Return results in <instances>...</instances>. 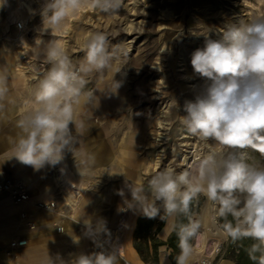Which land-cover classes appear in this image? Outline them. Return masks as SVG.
Instances as JSON below:
<instances>
[{"label": "rangeland", "instance_id": "374dc122", "mask_svg": "<svg viewBox=\"0 0 264 264\" xmlns=\"http://www.w3.org/2000/svg\"><path fill=\"white\" fill-rule=\"evenodd\" d=\"M27 3L34 6V13H29ZM9 11L23 18L27 30L24 26L15 27L18 17L10 21ZM257 16H264V0H197L196 2L194 0H122L121 7L112 13H103L84 3L60 26L41 33L42 18L36 0H5L4 6L0 8V76L5 78L7 93L12 92L15 95V111L12 113L8 111L15 118L20 119L35 107L34 92L38 81L51 67L42 54L43 49L50 42L55 41L63 48L76 66H79L84 58V44L92 33L105 34L110 51L113 46H117L111 67L102 72H93L86 77L88 83L85 91H92L97 99L95 104L75 106L76 119L83 122L84 130L74 148L83 154L88 147L93 148L100 142V145L105 150L113 152L117 159L103 167L105 174L102 176L100 167L96 168L98 172L90 173L85 168L80 173L83 167L81 158H76L73 152L67 153L62 162H66L70 169L73 188L80 190L75 194L72 192L73 188H67L54 180L48 192L45 188L48 182L31 172L34 178H37L36 187L32 184L34 189H26L28 200L25 203L15 204L12 201L14 206L21 205V207L7 217L17 220V225L31 227L36 223L35 218L50 212L47 210V207L52 206L50 197L59 195L69 198L68 204L61 208L66 221L51 223L53 228L51 231L56 233L57 238L55 240L48 238L47 241L56 248L46 253L45 260L23 262L17 257L14 264H48L49 257L57 255L67 261V264H72L71 258L74 255L81 252L91 254L98 249L83 235V222L86 216L80 214L78 210L82 193L88 195L90 200L100 191L99 189L103 188L109 192L117 186L124 189L129 199L126 180L133 185L147 188L151 176L158 171L173 168L180 172L192 165L198 156H204L209 152L219 154L226 150L214 141L204 142L188 133L182 123L185 101L194 100L196 94L194 86L203 83L193 74L191 54L197 48L204 46L205 37L217 39V34L226 23L247 22ZM45 28H48L47 24ZM21 35L27 38L28 45L20 43L18 38ZM4 45L10 47L9 54L3 50ZM37 51L41 54L37 55ZM116 81L120 86L113 94L111 91L115 90ZM5 102V99L0 100V112L7 111L3 106ZM15 130L14 121L9 117L8 120L2 119L0 175L4 176L1 179L10 177L15 179V176H22L16 174L12 177L14 174L12 163L3 154L7 148H12L17 140ZM247 151L250 154V164L264 165V156L251 149ZM16 161L15 159V165L19 168ZM87 162H91L89 154ZM113 166L121 167L120 172L125 178L118 175L111 176ZM51 168L56 169L54 172L56 174L57 167ZM15 182L21 184L20 179ZM1 194L4 193H0V196ZM119 199L121 202L110 203L104 206L102 211L108 213L109 210L119 209L123 205V198L119 196ZM194 200L195 209L191 215L193 219L201 221L202 228L199 238L191 241L192 245L199 244L209 218L212 238L216 236L221 242L224 237L223 246L228 237L219 222L217 206L203 195ZM135 210L119 211L120 217L131 220L135 215L133 222L129 220L132 226V245L137 217L143 214ZM97 218L94 217V220ZM160 220L158 217L155 218L154 224L149 227L148 221L143 219L138 234L137 242L142 247L146 244L149 246V251L145 252L149 261H152L151 244L158 240L165 241L170 234L166 237L159 234L167 220H163L158 231L155 230L156 222ZM33 238L35 237L29 240ZM77 238H79L78 243L74 242ZM212 240H208L205 250H211V245L214 243ZM20 247L23 246L7 248V251L16 252ZM221 248L217 254L219 256H216L217 258L212 262L210 260L209 264H220L225 260L233 264L232 260L223 258ZM169 252L166 245H159L156 264H160L161 258L165 259V264H172ZM0 264L3 263L0 261Z\"/></svg>", "mask_w": 264, "mask_h": 264}, {"label": "clouds", "instance_id": "9594fccd", "mask_svg": "<svg viewBox=\"0 0 264 264\" xmlns=\"http://www.w3.org/2000/svg\"><path fill=\"white\" fill-rule=\"evenodd\" d=\"M5 0H0V8ZM84 3L103 13L117 11L122 0H44L40 8L41 33L60 26ZM45 24L48 28H45ZM217 39L205 37L204 46L191 54L193 74L203 83L194 86V100L183 105L182 123L188 133L204 142L214 141L222 149L198 156L183 171L165 168L153 174L148 186L128 183L129 200L124 189L117 191L123 198L118 211L139 209L150 219H172V231L178 238L180 252L176 264H190L202 223L193 219L190 205L203 195L217 206L224 220L223 231L233 242L250 238L254 243L247 250L254 264H264V165L249 163L247 151L264 156V16L247 22L226 23ZM117 46L110 51L105 34L95 32L84 44V58L73 65L66 51L55 41L42 51L49 70L38 81L34 92L35 107L18 121L19 136L13 146L15 158L34 171L56 167L72 153L84 124L77 121L75 106L83 102L95 104L96 96L85 91L86 77L111 67ZM41 52L37 51V55ZM111 93L120 86L118 81ZM8 89L0 76V100ZM186 217L187 223L176 222ZM231 217V220H229ZM83 235L98 251L79 253L72 264H117V252L105 247L110 235L103 218L84 221ZM78 243L79 238L74 239ZM48 264H67L59 255L49 257Z\"/></svg>", "mask_w": 264, "mask_h": 264}, {"label": "crops", "instance_id": "0c3cea01", "mask_svg": "<svg viewBox=\"0 0 264 264\" xmlns=\"http://www.w3.org/2000/svg\"><path fill=\"white\" fill-rule=\"evenodd\" d=\"M4 99L6 102L3 104V106L6 107L7 111L2 110V112H0V122L2 121V119L8 120V117H9L17 125V121L19 119L15 118L9 114V113H12L15 111V106H16L15 95L12 92H8V93H6ZM8 111H9V113H8ZM19 132H20V130L16 126V130L14 131V133L16 134L15 136L17 138L19 136ZM98 143H99V145H97L93 148L91 146L88 147V150L83 152V154L76 151V150H73L74 156L76 158L77 157L81 158V160L83 162V167L81 168L80 173L83 170H85V168H87L90 171V173H91V171L98 172V170H96V168L100 167L101 170H99V171H100V174L103 176L105 174L103 167L107 163H113L115 158L117 159V156H115V154L113 152H109L108 150H105L100 145V142H98ZM3 154L6 155L8 160L12 163V168L14 170V174L12 177H14L16 174H22V176H15L14 178L16 180L17 179L23 180L22 177L26 176L31 181V183L36 187L37 178L36 177L34 178L32 173L37 174L38 177H40V178H42L48 182V185L45 187L48 190V192L52 188L51 182L53 180L57 181L53 177V174L56 171V169L53 170L51 167H48V166L41 169L40 171H34V169L31 166L23 165L22 171L19 172L18 168L16 167L15 162H14L15 158L9 159L13 154V147L7 148L3 152ZM79 154L81 156H79ZM88 154L91 155V157H92L91 162H89V163L87 162L88 161ZM64 164L66 165L67 174H68V177L70 178L69 181H70V183L73 184V182H71L72 181L71 177H70L71 175H69V174H71L69 171L70 169H69L68 165L66 164V162ZM118 165H120V164H118ZM120 166H122V165H120ZM112 169L113 170L110 173L111 176H117L118 175V176L125 178V176L122 175L120 172L121 167L113 166ZM2 176H4V175H0V179L2 178ZM64 186H66V185H64ZM70 187L71 186H69L67 188H70ZM34 188H30V190L34 189ZM120 189L121 188L117 187V186L112 188L109 192H106L105 189H103V188L99 189L100 191L98 193H96L94 195V197L91 198L90 200L88 199V195L83 194L82 193L83 191H82L81 192L82 194L80 195V200L78 203V208H79L78 210H79L80 214H84L86 216L84 218L85 221L89 220L90 218H92L94 220V217H98V218H103L107 221V228L108 229H112V228L116 227L120 218H121L119 216L120 213H119L118 209L109 210L108 213H104V211H102V210H103L104 206L106 207V206L110 205V203H113L115 201L121 202L119 199L120 195H117V191ZM69 197H71V196H69ZM130 198H131V196H129V199ZM50 200H54L57 203V206H55L54 211L48 212L47 214H45L43 216L35 218L36 223L34 224L33 228L17 225V220L10 218V217H7L11 214H14L18 209H20L21 205L19 207H16L13 204H11L10 208L6 209V210H3L0 207V233L5 232V231L9 232V233L12 232L15 234H13L11 238L25 237L27 239V244L25 246L18 248L16 252L13 251V253H12L13 262L11 264L15 263V261L17 260V257L21 258V260L23 262H33V261L45 260L44 257H46V253H48V251L51 252L56 248L54 245H52L51 243H49L47 241L48 238L49 239L53 238L54 240L57 238L56 233L51 231V230H53L51 223L52 222H60L61 223V222L66 221V218H65L66 216L61 211V208H62V206L68 204L69 198H68V196L64 197V196L55 195L53 198L50 197ZM135 211L141 212L139 209H136ZM122 218L124 220L125 230L127 228L129 230L130 238H129V247L125 248V246H124L123 251L121 253V256H119L117 254V257H118L117 258V264H145L141 260L137 251L134 249V247L131 243V228H132V226L129 224V220H131V219L130 218H124V217H122ZM134 219H135V215L132 217L131 221L133 222ZM172 223H173L172 219H167L166 223L164 224V226L162 227V229L160 230V233H159L162 237H165L168 234L169 230L171 229ZM31 237H35V238H33V240H29V238H31ZM122 242H124V235H123ZM2 247L0 245L1 249H2ZM105 247L108 248L106 245H105ZM98 250L99 249H97L96 251H98ZM229 262L230 261L225 260L220 264H231ZM165 263H166L165 259L161 258L160 264H165Z\"/></svg>", "mask_w": 264, "mask_h": 264}, {"label": "bare ground", "instance_id": "6f19581e", "mask_svg": "<svg viewBox=\"0 0 264 264\" xmlns=\"http://www.w3.org/2000/svg\"><path fill=\"white\" fill-rule=\"evenodd\" d=\"M194 1L196 2L197 0H194ZM42 2H43V0H36V4H37V6L39 8L42 5ZM26 5H27V8H28L27 10H29V13L30 14H32V13L35 12L34 11L35 10L34 9V6H32L29 3H27ZM16 17H18V16H16L14 14V12H12V13L10 12V15L8 16V18H9L10 21H12L13 19H15ZM15 22H16L15 27H23L24 26V23H25V22L23 23V18L22 17H18ZM25 29L27 30L26 27H25ZM28 36H29V34H28ZM18 39L21 41L20 43H22L25 46L29 44L27 42V38L24 35H21ZM3 50L5 52H7V54H9L8 51L10 50V47L8 48L7 45H4ZM80 105H87V104H85L83 102V97L81 98ZM89 159L90 160L92 159L91 155H89ZM16 163H17V165L19 167L18 168V171L21 172L22 171V168H21L22 164L19 161H16ZM56 167H57V173L54 174L53 177L57 180V182H59L60 184L66 185L67 187L71 186L73 188L74 187L73 184L70 183V181H69L70 178L68 177V174H67L66 165L63 162H61ZM22 178H23L24 182L22 180H20V182H21V184L23 186H25L26 189H29L30 190V188H33L31 181L27 177L24 176ZM10 179L13 182L16 181V179H12V178H10ZM71 187H70V189H71ZM79 191L80 190H78V189L76 190L75 188H73V190H72L73 194H75L76 192H79ZM50 201L52 202V206L51 207H47V210H49L50 212H53L54 209H55V206H57V204H55V201L54 200H50ZM11 204H13V202H12L10 196L7 193L1 194V196H0V207L3 210H6V209H9L10 208ZM21 214L22 213H20V215ZM33 227H34V225L31 226V227H29V228H33ZM209 227H211V221L208 218L207 219V222L205 224V227L203 229V232H202V235H201V239L199 240V244L198 245H195V244L192 245L193 248H194V255H193L192 263L191 264H209L210 260L212 262L216 258L217 254L220 251V248L222 246L224 237L221 240V242H220V239L217 238L216 236H214V239H213L212 238L213 235L211 234V232L209 230ZM109 231H110V235L108 237H106V238H103L104 241H105V245L108 248H110V250L116 251L117 254L119 256H121V253L123 251L124 246H125V248H128L129 247V238H130L128 228L125 230L123 218L121 217L120 220H119V222H118V224H117V226L114 227V228H112V229H109ZM13 234H15V233H12V232L9 233V232H6V231L5 232H2L0 234V241L2 242V244H0V245H1V247L3 246L2 249L0 248V260L4 264H10V263L13 262V257H12L13 251H7V248H9V243L12 240H14V239L24 240L22 242H25V245L27 244V239L25 237H18L17 236L18 238H11ZM123 235H124V242H122ZM210 239L211 240L213 239L214 240V243H213V245H211L212 246L211 250L210 251H207L205 249L207 247V242H208V240L210 241Z\"/></svg>", "mask_w": 264, "mask_h": 264}, {"label": "trees", "instance_id": "16d2710c", "mask_svg": "<svg viewBox=\"0 0 264 264\" xmlns=\"http://www.w3.org/2000/svg\"><path fill=\"white\" fill-rule=\"evenodd\" d=\"M195 200L192 201L191 205H190V209H191V214L193 213L194 209H195ZM146 219L148 221V226L151 227L154 224L155 218L154 219H150L148 217H146L143 214H140L137 217V221H136V226L133 232V247L135 248V250L137 251V253L139 254V256L142 258V260H144L147 264H156V258H157V248L159 245H166V247L170 250L169 252V257L172 261V264H175L176 262V257L178 256L180 249L178 247V238L175 234L174 231H172L168 236V238L165 241H157V242H153L151 244V249H152V261H149L147 259V257L145 256V252L146 250L149 251V246L146 244V246L142 247L140 243L137 242V239L139 238V231H140V227H141V223L142 220ZM176 222H183V223H187V218L180 216L175 218ZM219 222L223 225L224 220L222 218H218ZM229 220H231V217H229ZM156 228L155 230L158 231L160 229V227L163 224V221L160 220L158 222H156ZM254 243L253 240H251L250 238H245L242 240H238L236 242H233L231 240L230 237H228L227 241L225 242V244H223L221 251H223V258H227L233 261V264H254V262L252 260L249 259V255H248V249L250 248V246ZM219 255H217L218 257ZM216 257V258H217Z\"/></svg>", "mask_w": 264, "mask_h": 264}, {"label": "built area", "instance_id": "2783aa9c", "mask_svg": "<svg viewBox=\"0 0 264 264\" xmlns=\"http://www.w3.org/2000/svg\"><path fill=\"white\" fill-rule=\"evenodd\" d=\"M43 3L44 0L42 4ZM0 193H7L15 204H22L28 200V193L25 186L11 181L10 178L0 179ZM22 241L24 240H17V239L12 240L9 243V248L24 246L25 242Z\"/></svg>", "mask_w": 264, "mask_h": 264}, {"label": "water", "instance_id": "95a60500", "mask_svg": "<svg viewBox=\"0 0 264 264\" xmlns=\"http://www.w3.org/2000/svg\"><path fill=\"white\" fill-rule=\"evenodd\" d=\"M215 223H216V221H215ZM171 229H172V227H171ZM171 229L169 230L168 234L170 233ZM168 234H167V235H168ZM167 235H166V236H167ZM166 236H165V237H166Z\"/></svg>", "mask_w": 264, "mask_h": 264}]
</instances>
